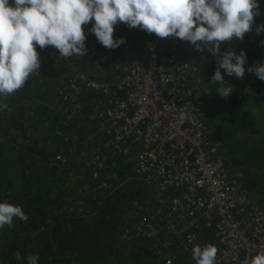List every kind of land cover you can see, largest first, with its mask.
Returning a JSON list of instances; mask_svg holds the SVG:
<instances>
[{"label": "trees", "instance_id": "trees-1", "mask_svg": "<svg viewBox=\"0 0 264 264\" xmlns=\"http://www.w3.org/2000/svg\"><path fill=\"white\" fill-rule=\"evenodd\" d=\"M258 2L260 14L252 31L241 42L237 39L233 45L221 46V53L228 47L237 53L245 50L248 66L264 63V32L256 34V27L264 23V0ZM85 32L86 40H91L87 28ZM128 32L123 23L115 26L114 35L129 37L141 46ZM251 42L258 47L256 52L250 53ZM37 51L40 74L30 75L6 99L7 109L0 110V202L22 206L28 216L27 221L14 218L11 227L0 229V264H28L30 254L39 256L38 264H157L162 252L161 256L172 254L181 241L174 239V249L167 250L131 232L161 208L155 192L137 177L134 161L125 153L103 156L105 167L99 178H92L88 162L93 154L80 155L82 142L97 133L99 122L90 121L89 113L93 100L100 96L83 91V111L67 125L66 112L51 107L61 83L67 82L71 63L84 68V60L62 61L51 46H37ZM116 58L126 63L128 54L117 50ZM216 66L213 55L204 72L190 83L198 86L204 98L211 141L221 144L232 172L243 175L251 197L264 205V81L253 73L238 79L222 70L225 81L235 80L236 84L225 99L210 82ZM59 155L68 160L67 165L55 162ZM85 174H90L87 180ZM102 181L107 189L98 188ZM85 183L91 188H84ZM81 200L87 203L84 211L77 208ZM16 251L22 261L15 258Z\"/></svg>", "mask_w": 264, "mask_h": 264}, {"label": "built area", "instance_id": "built-area-1", "mask_svg": "<svg viewBox=\"0 0 264 264\" xmlns=\"http://www.w3.org/2000/svg\"><path fill=\"white\" fill-rule=\"evenodd\" d=\"M114 37L125 42L108 49L86 40L85 56L59 57L84 60V68L71 63L67 82L61 83L51 105L56 112H66L65 125L81 115L83 91L105 98H95L89 113V120L99 124L97 133L82 142L80 155L93 154L88 162L91 175L83 179L99 178L103 156L125 153L161 204L131 232L167 250L174 249V239L181 241L172 254L162 252L157 264H196L193 246L208 243L218 248L216 264H250L264 248V205L251 197L242 174L228 171L221 144L211 141L204 98L187 75L195 67L189 59L194 46L154 35L144 54L129 37ZM117 50L128 54L126 63L116 58ZM67 161L60 155L55 159L61 165ZM107 187L104 181L98 184L99 189Z\"/></svg>", "mask_w": 264, "mask_h": 264}, {"label": "clouds", "instance_id": "clouds-1", "mask_svg": "<svg viewBox=\"0 0 264 264\" xmlns=\"http://www.w3.org/2000/svg\"><path fill=\"white\" fill-rule=\"evenodd\" d=\"M259 14L258 0H0V110L7 109L6 99L20 90L30 75L40 74L37 46H51L65 59L85 56V26L89 24L88 31L108 49L125 42L123 37H114L115 26L123 23L160 39L178 38L199 52L212 53L217 66L210 82L226 99L233 87L225 81L222 70L242 79L247 53H237L234 47L221 53V45L243 40ZM261 32L264 23L256 27V34ZM247 71L264 81V63H255ZM14 218L28 220L22 206L8 200L0 202V229L11 227ZM217 254L213 243L192 248L196 264H216ZM14 256L18 261L24 259L19 251ZM38 261L37 254L27 256L28 264ZM250 264H264V248L251 257Z\"/></svg>", "mask_w": 264, "mask_h": 264}, {"label": "rangeland", "instance_id": "rangeland-1", "mask_svg": "<svg viewBox=\"0 0 264 264\" xmlns=\"http://www.w3.org/2000/svg\"><path fill=\"white\" fill-rule=\"evenodd\" d=\"M86 27L89 29L90 27H91V24H89V25H86ZM85 27V28H86ZM129 28V27H128ZM129 36H131L132 38H133V36H134V38L137 40V41H139V42H141L142 43V48H143V52H144V54H146L147 53V46H148V44L151 42V40L153 39V37H154V35L155 34H149V33H147V32H145V31H143V30H141V29H139V28H129ZM89 36H91V40L92 41H95V42H98V40L96 39V37H95V35L94 34H92L91 32H89ZM233 43H237V40H234L233 41ZM227 45H230V44H227ZM222 46V45H221ZM193 52H195V47H194V49H193ZM211 57H213V55H212V53H210V52H207L206 50L204 51V52H198V56L197 55H191V58H193V59H196V60H210L211 59ZM250 66H252V65H250ZM250 66H248V64H247V62H246V64H245V68H246V74L249 76V74H251L250 72H248L247 71V68L248 67H250ZM254 74V73H253ZM228 83H230L231 84V87H235V80H232V81H227ZM87 128L88 129H91V126L90 125H87ZM44 158H45V156H44ZM57 164H58V162H56ZM226 167H227V169H228V171L231 173L232 172V170L230 169V167H229V165L227 164V162H226ZM86 184V183H85ZM87 187V184H86V186L84 187V188H86ZM83 188V189H84ZM81 201H83V200H81ZM84 202V205H81L82 207H86L87 208V203H86V201H83ZM80 205H78V209L81 207Z\"/></svg>", "mask_w": 264, "mask_h": 264}, {"label": "flooded vegetation", "instance_id": "flooded-vegetation-1", "mask_svg": "<svg viewBox=\"0 0 264 264\" xmlns=\"http://www.w3.org/2000/svg\"><path fill=\"white\" fill-rule=\"evenodd\" d=\"M230 45H233V41L230 43ZM250 47H248V49H249V51H250V53H251V50L253 51V52H256L257 51V49H258V47L257 46H254L253 44H248ZM198 52L199 51H197L196 49H195V52H192V53H190V57H189V59L191 60V61H193V64H194V69L193 70H190V71H188V78H189V80H190V82H191V79H193L195 76H198L199 77V74L201 73V72H204V68H205V65L207 66L208 65V63H209V60H196V59H193V58H191V55H197L198 56ZM213 55V54H212ZM244 183V182H243Z\"/></svg>", "mask_w": 264, "mask_h": 264}, {"label": "crops", "instance_id": "crops-1", "mask_svg": "<svg viewBox=\"0 0 264 264\" xmlns=\"http://www.w3.org/2000/svg\"><path fill=\"white\" fill-rule=\"evenodd\" d=\"M86 27V26H85ZM87 28V27H86ZM88 29V28H87Z\"/></svg>", "mask_w": 264, "mask_h": 264}]
</instances>
